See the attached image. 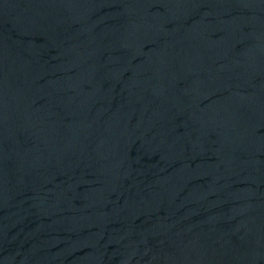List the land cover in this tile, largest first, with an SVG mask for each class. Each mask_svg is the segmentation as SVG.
Returning <instances> with one entry per match:
<instances>
[{
  "label": "water",
  "instance_id": "95a60500",
  "mask_svg": "<svg viewBox=\"0 0 264 264\" xmlns=\"http://www.w3.org/2000/svg\"><path fill=\"white\" fill-rule=\"evenodd\" d=\"M0 264H264V0H0Z\"/></svg>",
  "mask_w": 264,
  "mask_h": 264
}]
</instances>
